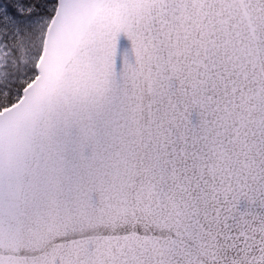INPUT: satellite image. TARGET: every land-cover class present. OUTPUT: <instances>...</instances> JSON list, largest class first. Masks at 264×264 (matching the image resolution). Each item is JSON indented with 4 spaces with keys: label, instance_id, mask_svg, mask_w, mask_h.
<instances>
[{
    "label": "snow or ice",
    "instance_id": "snow-or-ice-1",
    "mask_svg": "<svg viewBox=\"0 0 264 264\" xmlns=\"http://www.w3.org/2000/svg\"><path fill=\"white\" fill-rule=\"evenodd\" d=\"M0 264H264V0H0Z\"/></svg>",
    "mask_w": 264,
    "mask_h": 264
}]
</instances>
